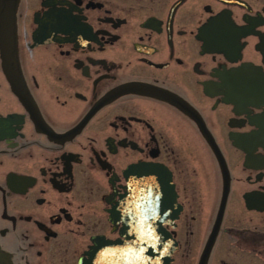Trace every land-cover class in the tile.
Instances as JSON below:
<instances>
[{
  "label": "flooded vegetation",
  "instance_id": "flooded-vegetation-1",
  "mask_svg": "<svg viewBox=\"0 0 264 264\" xmlns=\"http://www.w3.org/2000/svg\"><path fill=\"white\" fill-rule=\"evenodd\" d=\"M154 225L264 264V0H0V264L146 263Z\"/></svg>",
  "mask_w": 264,
  "mask_h": 264
},
{
  "label": "water",
  "instance_id": "water-1",
  "mask_svg": "<svg viewBox=\"0 0 264 264\" xmlns=\"http://www.w3.org/2000/svg\"><path fill=\"white\" fill-rule=\"evenodd\" d=\"M135 202V204H134ZM135 205V208L138 209L139 211L137 212V218L142 219V221L145 219L146 213V200L145 199H139L138 197L134 201L131 199V207L134 208L133 206ZM144 226V222H143ZM144 228V227H143ZM138 234L142 233V235L145 238V234L147 235L146 242L149 245L147 246L148 249V260L146 263L145 262V244L141 248V255L139 254L138 250V257H142L143 261H138V264H169L170 262V255L172 251L174 250V243L169 239V237L162 232H159L156 230L155 225L153 226V229L151 231L149 230H138ZM150 233H151V238H150ZM142 239L143 243L145 242V239ZM151 239V240H150ZM150 241H151V246H150ZM151 251V255H150ZM151 256V258H150Z\"/></svg>",
  "mask_w": 264,
  "mask_h": 264
}]
</instances>
